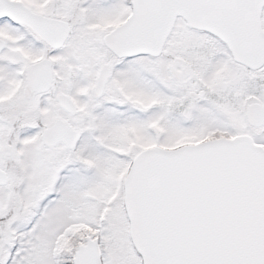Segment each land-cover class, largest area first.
<instances>
[{
	"label": "snow or ice",
	"instance_id": "1",
	"mask_svg": "<svg viewBox=\"0 0 264 264\" xmlns=\"http://www.w3.org/2000/svg\"><path fill=\"white\" fill-rule=\"evenodd\" d=\"M0 264H264V0H0Z\"/></svg>",
	"mask_w": 264,
	"mask_h": 264
}]
</instances>
